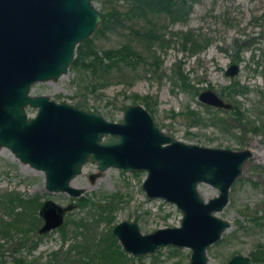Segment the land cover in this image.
Returning a JSON list of instances; mask_svg holds the SVG:
<instances>
[{
    "label": "rangeland",
    "instance_id": "1",
    "mask_svg": "<svg viewBox=\"0 0 264 264\" xmlns=\"http://www.w3.org/2000/svg\"><path fill=\"white\" fill-rule=\"evenodd\" d=\"M91 1L99 12L108 6L103 0ZM122 3L116 0L114 5L122 9ZM187 30L199 41L207 40L205 46L193 52L181 48L178 34ZM164 36L170 37L168 45L153 48L160 60L156 72L139 61L132 69L113 70L106 84L90 91L83 87L86 77L69 65L55 80L32 83L29 93L46 94L55 101L64 100L98 111L106 119L115 121L121 119L126 105L144 106L142 97L145 95L148 106L144 107L163 133L187 143L250 149L251 156L229 185L227 202L215 212L229 225L219 239L206 248V255L209 264H222L234 253L249 255L257 247L264 249V0H196L191 3L186 19L169 24ZM131 38L126 23L122 22L94 37L93 41L101 49L117 47ZM230 63L238 64L237 72L231 76L224 74ZM176 66L182 69L191 86L179 85L172 72ZM233 82L244 90L232 92L228 87ZM192 87L198 88L197 93ZM205 88L235 103L238 111L234 113L199 101L197 94ZM189 110L200 116L201 123L188 124V117L175 114ZM34 111L35 108L26 109L27 115ZM216 116L224 121L218 122ZM226 123L229 130L220 127ZM144 176V170L123 171L113 166L98 170L94 161L87 160L70 181V185L82 191L71 196L65 191L45 189L41 170L21 163L7 148L1 147L0 194L16 191L23 197L34 196L40 203L50 199L62 206L70 204L63 212L62 232L58 226L43 233L31 231L24 235L23 241L19 231H14L11 238L0 235V252L5 263L50 264L52 252L63 257L72 243L84 239L96 241L101 233L111 231L114 223L124 219L135 221L142 233L156 227L178 225L180 211L174 204L145 195L140 186ZM197 190L204 199L217 192L204 182L198 183ZM101 206H109V212L100 211ZM99 214L107 219H100ZM79 219L85 223V228L75 225L74 221ZM41 221L40 218V224ZM20 240L22 245L13 250ZM116 243L121 248L117 239ZM189 252L186 247L164 245L153 252L139 254V258L126 253L133 259L124 264H186ZM72 253L69 257L74 255ZM14 257H21L23 262L14 263ZM250 261L264 264V261Z\"/></svg>",
    "mask_w": 264,
    "mask_h": 264
},
{
    "label": "water",
    "instance_id": "2",
    "mask_svg": "<svg viewBox=\"0 0 264 264\" xmlns=\"http://www.w3.org/2000/svg\"><path fill=\"white\" fill-rule=\"evenodd\" d=\"M100 14L91 0H0V148L21 163L41 170L48 191L76 196L82 191L68 181L87 160L98 170L108 166L123 171L144 170L141 188L180 211L178 225L139 231L133 220L114 223L111 233L131 255L155 251L164 245L190 250L186 264H209L206 248L229 225L215 212L227 202L231 182L251 156L248 148L187 143L163 133L144 106L123 107L121 119L108 120L95 110L55 101L46 94H30L36 81L55 80L65 73L76 44L89 36ZM230 63L225 75H233ZM199 101L230 104L210 88L198 92ZM27 108H35L27 115ZM199 182L216 189L204 199ZM50 199L38 207V233L59 226L65 209ZM23 264V263H21ZM222 264H251L247 254L234 253Z\"/></svg>",
    "mask_w": 264,
    "mask_h": 264
},
{
    "label": "trees",
    "instance_id": "3",
    "mask_svg": "<svg viewBox=\"0 0 264 264\" xmlns=\"http://www.w3.org/2000/svg\"><path fill=\"white\" fill-rule=\"evenodd\" d=\"M122 9L114 5L116 0H103L108 6L100 11V20L92 31V36L80 40L74 49V56L70 62V67L79 71L86 78L83 87L93 91L95 87L103 86L108 81V74L113 70L122 67L132 69L141 61L147 64L148 69L156 72L160 66V60L154 54L153 48L165 47L169 38L165 37V28L175 21H183L188 16L191 3L196 0H121ZM126 23L131 33L130 40L123 41L117 47H104L98 49L93 38L104 34L110 27ZM179 44L181 48H186L190 52L201 49L207 43L199 41L198 37L191 31H179ZM238 44H235L237 48ZM140 48V49H139ZM236 51V50H235ZM174 78L179 81L182 88L191 86L186 82V75L179 66L172 68ZM159 76V74H158ZM233 82L230 90L232 92L243 91L242 86ZM197 93V87H192ZM148 96L142 97L144 106H148ZM180 114L188 117V124L201 123L200 116L192 110ZM218 122L224 121L222 117L216 116ZM212 121V120H211ZM214 124V121H212ZM220 127L225 130L226 125ZM40 202L34 196L23 197L16 191L0 194V235L11 238L14 231L24 235L28 232H38L40 217L35 213ZM100 211L107 210L109 206L99 207ZM100 219H107V216L99 214ZM75 225L84 227L85 223L81 219L74 221ZM62 232V224L58 226ZM15 243L13 250H18L22 241ZM175 250V247H171ZM73 251L72 257L70 252ZM58 252L51 253L50 264H124L133 257L126 254L119 245L110 230L101 233L96 241L84 239L82 242L72 243L64 251L63 257H57ZM252 261H264V249L257 247L250 253ZM138 255L137 258H139ZM14 263H21V257H14ZM0 264H6L0 252ZM178 264V263H175Z\"/></svg>",
    "mask_w": 264,
    "mask_h": 264
},
{
    "label": "flooded vegetation",
    "instance_id": "4",
    "mask_svg": "<svg viewBox=\"0 0 264 264\" xmlns=\"http://www.w3.org/2000/svg\"><path fill=\"white\" fill-rule=\"evenodd\" d=\"M237 72V71H236ZM234 75V74H233ZM231 76V75H230ZM224 99V98H223ZM225 101H227L229 104H230V106L229 107H227V108H225V107H215V106H212V105H209V104H206V103H204V104H206V105H209V106H212V107H215V108H222V109H224V110H227V111H231V112H234V113H236L238 110H236V104L235 103H231L230 101H228L227 99H224ZM203 103V102H202ZM262 124H264V122L262 123ZM257 127H254L253 129H256ZM225 130H229V123H226V129ZM248 255V254H247ZM249 257H251V255L249 254ZM251 260V259H250Z\"/></svg>",
    "mask_w": 264,
    "mask_h": 264
},
{
    "label": "bare ground",
    "instance_id": "5",
    "mask_svg": "<svg viewBox=\"0 0 264 264\" xmlns=\"http://www.w3.org/2000/svg\"><path fill=\"white\" fill-rule=\"evenodd\" d=\"M72 179H73V178H72ZM72 179H70V180L68 181V183H69V184H71V182H70V181H71Z\"/></svg>",
    "mask_w": 264,
    "mask_h": 264
}]
</instances>
